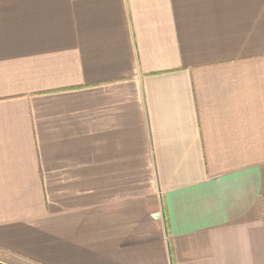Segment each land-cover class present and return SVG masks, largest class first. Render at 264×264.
Returning a JSON list of instances; mask_svg holds the SVG:
<instances>
[{"label": "crops", "instance_id": "1", "mask_svg": "<svg viewBox=\"0 0 264 264\" xmlns=\"http://www.w3.org/2000/svg\"><path fill=\"white\" fill-rule=\"evenodd\" d=\"M0 261L264 264V0H0Z\"/></svg>", "mask_w": 264, "mask_h": 264}, {"label": "water", "instance_id": "2", "mask_svg": "<svg viewBox=\"0 0 264 264\" xmlns=\"http://www.w3.org/2000/svg\"><path fill=\"white\" fill-rule=\"evenodd\" d=\"M0 264H7V263H5V262H3V261H0Z\"/></svg>", "mask_w": 264, "mask_h": 264}]
</instances>
